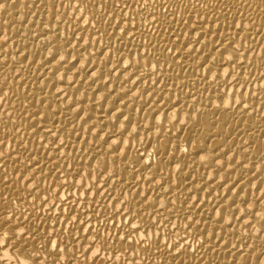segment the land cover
Listing matches in <instances>:
<instances>
[{"label":"snow or ice","instance_id":"6c2138e0","mask_svg":"<svg viewBox=\"0 0 264 264\" xmlns=\"http://www.w3.org/2000/svg\"><path fill=\"white\" fill-rule=\"evenodd\" d=\"M14 2L15 0H4V3H0V10L5 9L7 3ZM40 3H45V0H40ZM57 3L60 9L67 5L68 11L74 10L78 15L73 14L69 18L66 12L57 10ZM47 4H51L53 10L51 20L46 21L47 31L44 30L45 23L34 24L30 33L25 34L28 42L22 39L20 44H16L13 51L7 52V60L5 49L15 41L10 35L6 37L3 29H0V76L2 69L8 67V62L15 59L21 71L27 70L30 77L34 78L35 84L47 79L48 83L40 89L41 93L51 85L50 99L53 102L67 105V101L71 99L73 103L64 110L58 108L53 112L51 104L42 99L40 108L47 105L48 111L41 115L35 110L36 97L31 94L30 87L25 89V84L20 83L11 90V94L5 90L7 81L19 80L20 73L4 76V83H0V264H9L11 259L19 260L21 256L26 264H117L119 261L123 264H136L138 259L141 264L146 261L155 264L158 259L161 264H168L169 256L175 261L187 253L195 254L200 250L213 252L221 246L229 256L242 264H264V208L260 207L264 203V194L258 195L255 201H250L248 197L252 193L249 190L243 199L240 198L246 188L250 189L252 178L260 180L264 176V154L260 161L253 160L250 168L247 158L240 164L239 170L248 168L250 173L247 183L244 182L243 175L231 178L234 173L228 170L227 162H222L223 158L213 159V164L220 163V171L211 180L201 178L199 193L208 190V197H213L215 193L219 200L213 197L207 220H196L192 216L193 211L199 209L197 215H200L204 211L202 204L209 201L207 198L202 201L199 193H193L195 199L193 195H184L190 189L182 187L183 180L192 181L190 174L184 175L187 164L181 167V162L173 158L169 167L175 165L177 179L183 177V180L173 187L170 174L168 178H161L159 187H154L155 177L160 169L157 168L151 178H148L144 173L152 172L153 161L145 159V153L137 150L138 155L131 162L128 152L121 156L120 145L123 141L113 139L116 135L115 127L104 139L103 145L94 144V150L98 149L99 155L93 152L84 155V147L79 152L74 151L75 144L80 143L79 139L75 144L68 142L70 137L78 136L84 131L83 126L75 130V122L83 119V109L76 107L74 99L80 88H84L86 84L89 87L98 83L108 85L113 76L125 77L127 83L124 80L118 81L125 88L128 84L137 83V80L140 84L145 79L151 81V73H158L161 69V60L165 68L176 65L182 71H187L185 66L189 61L196 65L192 72L202 73L199 80L206 85L204 92L212 89L218 99L213 115L222 111L231 116L233 111L240 110H243V115H249L250 112L264 114V99H261V94L264 93V53L248 43L262 35V32L255 27L256 18L247 15L246 10H240L244 5L252 7L249 0H47L45 6ZM236 4L240 8L236 9L229 22V13H232ZM260 4H264V0H260ZM260 4L255 9L258 14L262 10ZM220 5L223 7L217 11V6ZM43 15L46 16L47 13L44 12ZM238 17L247 20L249 30L246 36L242 35L245 24L243 20L238 22ZM37 19H41L40 14H37ZM138 19H142L143 28L137 23ZM75 21L79 23H74ZM65 24L67 28L62 35L59 29ZM80 24L84 27L81 28ZM253 32L255 36L252 35ZM258 43L264 46V40ZM117 44L122 47H117ZM33 45L36 51L30 63L36 68V72H32L31 68L26 69L29 63L26 53ZM145 45L159 53L155 64L152 63L151 56L145 54L140 59H147L146 65L139 61L135 64L132 61L125 63L123 59H117L113 65V54L122 55L124 49L131 54L133 46L139 52ZM90 49L94 50L90 52ZM250 55L253 56L252 60H249ZM257 55L259 65L256 62ZM21 56L23 59L19 60ZM144 67L150 69L151 73L141 77ZM133 68L135 71H132ZM12 71L15 73L16 68L13 67ZM78 81L80 88H75ZM154 83L160 84L161 81L157 79ZM65 88L68 89L67 92ZM21 89L25 90L23 98L19 95ZM221 89L224 91L221 92ZM253 89L257 91L253 92ZM99 91L96 88V92ZM104 91L106 95L100 102L102 113L104 104L114 95V91L108 93L107 88ZM245 92H248L247 99ZM84 99H91V111H96L95 94L89 98L85 92ZM123 99L121 96L114 101L112 109L107 113L109 117L116 113V106ZM13 100L19 101V109ZM5 102L9 104L11 111L4 108ZM28 103L33 106L30 115ZM256 105H260L258 110ZM206 107L209 111L212 110L211 100ZM73 112L74 131L68 132L65 126L59 129L58 134L57 125L62 121H58L56 117L63 115L67 119L66 113ZM14 113L17 115L14 116ZM91 119L89 115L84 123L87 124ZM120 119L121 116L117 115L113 125H118ZM33 120L36 122H32ZM98 123L103 127L96 135L97 141L105 135V129L109 128L103 119ZM22 125L29 127L22 128ZM94 127L95 125L88 129L89 135H92ZM217 127L218 124L212 122L209 125V135L211 129ZM228 127L230 125L225 121L224 128L217 135ZM28 131L34 135L26 136ZM42 133H46L43 138ZM245 134L251 135L250 132ZM245 143L252 146L247 141ZM112 145L115 147H111ZM106 147L110 148L107 152ZM261 152L264 153V150ZM69 153L77 162L91 156L97 168L92 169L89 164V171L85 173L83 163L78 166L76 162H67ZM101 155L106 157L103 163H100ZM159 155L157 150V156ZM113 157L121 159L117 161L111 159ZM109 159L115 167H122L123 172L133 173L130 181L120 180L122 187L119 197L114 195L118 186H115L113 179L118 174L115 168L110 172ZM235 164L233 159L231 167L235 168ZM94 171L99 178L106 180L105 184L101 185L99 178L94 183H89ZM220 172L225 173L219 183L220 190L226 189L224 195L216 188ZM145 182L147 191L141 186ZM109 185H113L111 190ZM192 188H195V184ZM237 188L239 192L235 191ZM174 192L179 193L175 200L171 198ZM256 192L260 193V186H257ZM153 194L155 199L150 201ZM97 197H102L103 200H98ZM238 199L242 206L237 204ZM178 201L181 209H189L184 215L173 208ZM117 204L121 207L117 208ZM33 215L38 223H33ZM53 218L55 223H50ZM236 221L243 225L242 231ZM200 224L207 226L196 227L190 241L188 231ZM174 237L178 238L173 239ZM193 243L197 245L196 248ZM129 256L132 257L131 260ZM200 259L203 260V257Z\"/></svg>","mask_w":264,"mask_h":264},{"label":"bare ground","instance_id":"6f19581e","mask_svg":"<svg viewBox=\"0 0 264 264\" xmlns=\"http://www.w3.org/2000/svg\"><path fill=\"white\" fill-rule=\"evenodd\" d=\"M46 2L47 0H45V3H40V0H15L14 3H7L6 8L0 10V29H3L6 37L10 35L15 41V43H10L5 49L6 60L7 52L13 51L16 44H20L22 39L25 40V42H28L25 34L30 33L34 24L39 25L40 23H45L44 30L47 31L48 24L46 21L51 20L53 10L51 4H47V6H45ZM0 3H4V0H0ZM249 3L252 4V7L244 5L243 8H240V5L236 4L233 7L232 13H229V22L231 21L232 15L236 12L237 8H240L241 11L246 10L247 15L256 18L255 27L261 30L262 35L256 36L255 40H250L248 43L252 47L257 48L259 52L264 53V46H261L258 43V41L264 40V19H262L264 18V4H260V0H255V2H253V0H249ZM257 4H260V8L262 9L259 11V14L255 10ZM220 7L223 6H217V11H219ZM56 8L60 12H66L69 18L73 14L78 15L77 13H74V10L68 11L67 5H65L64 9H60L59 4L57 3ZM198 10L205 11V9ZM44 12L47 13L46 16L43 15ZM37 14L41 15V19H37ZM59 18L60 17L58 16L57 20H59ZM240 20H243V18L238 17V22ZM243 22L245 24V30L242 35L246 36L248 34L249 25L247 20H243ZM74 23H79V21H75ZM137 23H139L142 28L144 27L142 19H138ZM80 27L83 28L84 25L80 24ZM66 28L67 24L60 26L59 30L62 35L65 34ZM36 31L38 32L39 29L37 28ZM252 35L255 36V32H253ZM85 38H88L87 34H85ZM137 42L139 43V37ZM240 43H242V41H240ZM117 47L122 46L117 44ZM93 50L94 49H90L89 51L91 52ZM35 51L36 47L33 45L30 51L26 53L29 58V63L26 65V69L31 68L32 72H36V68L32 67L30 63L33 59ZM145 54L151 56L153 64L156 63V57L159 53L148 49L147 45H145V47L139 52L136 50L135 46H133L131 54L127 49H124L122 55L113 54L112 62L114 65L117 59H123L125 63L132 61L135 64L139 61L140 64L146 65L147 59H140V57ZM18 59L22 60L23 57L21 56ZM252 59L253 56L250 55L249 60ZM256 62L258 65L260 64L258 55L256 56ZM100 63L102 66L103 61ZM37 64H39V59L37 60ZM13 67L16 68L15 73L12 71ZM185 67L187 68V71H182L181 68L176 65H173L171 68H165L163 60H161V69L158 73H151L150 69L144 67L140 74L141 77H146L151 73V81L145 79L144 83L140 84L137 80V83L128 84L126 88L118 82L120 80H124V82L127 83L125 77L113 76L108 85L98 83V85L94 87H89V85L86 84L84 85V88H80V82L78 81L75 88H80V91L75 94L74 99L77 102L76 107L83 109V119L75 122V130H79L80 127L83 126L84 131L78 136H72L69 138L68 142L70 144H75L77 139L80 140L79 144H75L74 151L79 152V149L84 147V155H87L88 152H93V154L99 155L98 149L94 150V144L103 145L104 139L107 138V135L111 134L113 127H115L116 135L113 136V139L123 141L120 145L121 156L123 153L128 152L129 162H131L137 157V150L145 153L144 158L151 159L153 161L152 172H145V177L151 178L152 174L157 171V168L160 169V172L157 173L155 177L156 183L154 184V187H159L162 182L161 178H168L170 174L171 184L173 187H175L180 180H183V177H180L179 180L177 179L175 165L169 167L173 158L181 162V167L187 164L188 167L184 169V175L187 176L190 174L192 176L191 182L183 180L182 187L190 189L189 192L184 193L185 196L193 195V193H199V189L202 186L200 183L201 178L207 177L211 180V178L216 176L217 172L220 171V163L213 164V159L220 160L223 158L222 162H227L229 164L228 170L234 173L231 178L235 179L243 175L244 182L247 183L250 179L248 168H245L242 171L239 170V168L240 164L245 162L246 158V162L250 168L253 160L260 161L261 155L264 154L261 152V150H264V114L256 115L255 113L250 112L249 115H243V110H240L233 111L231 116L225 115L222 111L217 115H213V112L216 111L215 104L218 103L216 95L213 94L212 89H209L208 92H204L206 85L201 84L199 80V75L202 73L193 74L192 72V69L195 68L196 65L189 61ZM97 71L99 72V68ZM132 71H135V68H133ZM16 73H20L21 78L19 80L9 79L5 90L11 94V90L20 83L25 84V89L30 87L31 94L36 97L34 101L36 104L35 110L39 111L41 115H44V113L48 111L47 105L44 108H40V101L42 99L47 100V102L51 104L53 112L57 111L58 108L60 110H64L67 105H71L73 103V100L71 99L67 101V105L58 101L53 102L50 99L52 96L50 91L51 85H48V88L41 93L40 89L44 88V86L48 83L47 79L43 80L38 85L35 84L34 78L30 77L27 70L21 71V68L17 65V60L15 59L8 62L7 68L2 69L0 83H4V76H15ZM177 73L180 75H177ZM245 75L247 76V71H245ZM258 77L259 73H257V78ZM105 79H107V77H105ZM157 79L161 81L160 84L154 83ZM221 79H223V77H221ZM90 83L91 82L89 81V84ZM197 85L198 87H196ZM96 88L100 89L98 93L96 92ZM105 88H107L108 93H112L114 91V95L111 96L107 104H104L102 113L100 102L101 98L106 95L104 91ZM57 91H59V89H57ZM65 91L67 92L68 89L65 88ZM223 91L224 89H221V92ZM255 91H257V89H253V92ZM85 92L89 98L95 94L97 101V104L95 105L96 111H91L93 107L91 99H84ZM201 93L204 94L201 95ZM19 95L23 98L25 90H19ZM244 95L245 99H247L248 92H245ZM121 96H123L124 99L116 106V113L112 117H109L107 113L112 109L114 101L119 99ZM237 96L239 97V92H237ZM261 99H264V93L261 94ZM210 100L212 101L211 111H209L206 107ZM13 103L16 105L17 109H19V101L13 100ZM125 104H127L126 108ZM27 106L30 110L28 115H30L33 110V106L31 103H28ZM259 107L260 105H256L257 110ZM4 108L11 111L7 102H5ZM15 115L17 114L14 113V116ZM66 115L68 117L67 119H65L63 115L56 117L58 121H62L61 124L57 125L58 134L59 129L65 126L67 127L68 132L74 131L72 128V117L75 113H66ZM89 115H91L92 119L85 124L84 120H86ZM117 115H120L121 119L118 125H113V121ZM165 116H167V119H165ZM125 117H127V119H125ZM25 118L27 119V116ZM5 119L7 120V117H5ZM100 119H103V121L109 125V128L105 129V135L101 136V138L97 141L96 135L103 127V125L98 123ZM129 121H131L130 124ZM225 121H227L230 127L225 128L222 134L217 135V133L224 128ZM32 122L36 121L33 120ZM212 122H216L218 127L211 129V135H209V125ZM17 123H19V121H17ZM93 125H95V127L93 128L92 135H89L88 129L92 128ZM9 127H11V125H9ZM28 127V125H22V128ZM125 129H127L126 132ZM246 132H250L251 135H246ZM5 133L7 134V129H5ZM25 135L31 136L34 135V133L28 131ZM44 135H46V133H42L41 138H43ZM85 141H87V145H85ZM245 141L251 143L252 146L249 147L248 143H245ZM111 147H115V145H112ZM177 147L179 148V151H177ZM185 149H187V152H185ZM109 150L110 148H105V152ZM157 150L160 152L159 156H157ZM65 151L67 152L68 149H65ZM105 158V156L101 155L100 163H103ZM111 159L119 161L121 157H113ZM111 159H109V170L111 172L112 169L115 168V171L118 174L116 177H113V179H115V186H118L114 195L119 197L120 188L122 187L120 185V180L124 179L125 181H130L133 173L131 171L125 173L123 172L122 167H115L112 165ZM233 159L236 162L235 168L231 167V161ZM67 162L69 164L76 162L78 166L80 163H83L85 173L89 171V164H91L92 169L97 168V164L92 162L91 156H89L87 160L77 162L74 160L72 154L69 153ZM45 174H47V170L45 171ZM224 175V172H220V176H217L216 188L221 195L226 194V189H219V183ZM98 178V173L94 171L93 178L89 181V183H94ZM252 179L253 184L250 189H245V193H241V199L247 195L249 190L252 193V195L248 197L250 201H255L258 195L264 194V185H262L264 176H261L260 180H256L255 178ZM51 182L52 181L50 180L49 183ZM99 183L103 185L106 183V180L104 178H99ZM193 184H195L194 189L192 188ZM141 186L145 191H147L146 182ZM257 186H260V193L256 192ZM112 187L113 185H109V190H111ZM165 190H167V184H165ZM207 191L208 190L204 193H199L202 201L207 198L209 202L207 204H202L204 211L200 215H197L199 209L193 211L192 216L196 220H207L208 214L211 211L213 197L219 200V197H216L215 193H213V197H208ZM235 191L239 192V188ZM178 195V192H174L171 198L175 200ZM124 198L127 200V195H125ZM97 199L103 200L102 197H97ZM149 199L150 201L155 199V195L153 194ZM182 199L183 197H181V200ZM193 199H195V195H193ZM114 202L115 201H113V203ZM189 203L191 204L192 202L189 201ZM237 204L240 205V199L237 200ZM119 207H121V205L117 204V208ZM249 207H251V204ZM260 207L264 208V203H262ZM173 208L176 209L180 215H184L189 211L188 208L181 209L179 201L173 205ZM29 211L31 212V209ZM32 221L33 223H38L35 219V215L32 216ZM50 223H55V218H53ZM235 223L239 230L242 231L243 225H241L239 221H236ZM206 226V224L194 225L193 229L188 231L189 240L191 241V237L194 234L196 227L203 228ZM181 229H183L182 225ZM253 231H255V229H253ZM181 235H183V231L181 232ZM209 235H211V230H209ZM177 238L178 237H174L173 239ZM201 239H203V237H201ZM193 247L196 248L197 245L193 243ZM201 256L203 257V260L200 259ZM131 259L132 257L129 256V260ZM9 264H26V261L21 256L19 257V260L15 258L11 259ZM117 264H123V262L119 261ZM136 264H141V260L138 259ZM145 264H151V262L146 261ZM155 264H161V261L158 259L155 261ZM168 264H242V262L234 260L232 256L228 255L224 247L221 246L213 252H204L200 250L195 254L187 253L180 256L179 259L175 261H173L172 257L169 256Z\"/></svg>","mask_w":264,"mask_h":264}]
</instances>
